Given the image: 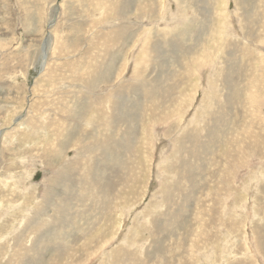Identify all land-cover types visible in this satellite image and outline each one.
I'll list each match as a JSON object with an SVG mask.
<instances>
[{
	"label": "rangeland",
	"instance_id": "1",
	"mask_svg": "<svg viewBox=\"0 0 264 264\" xmlns=\"http://www.w3.org/2000/svg\"><path fill=\"white\" fill-rule=\"evenodd\" d=\"M125 1L0 0V264H264V0Z\"/></svg>",
	"mask_w": 264,
	"mask_h": 264
},
{
	"label": "bare ground",
	"instance_id": "2",
	"mask_svg": "<svg viewBox=\"0 0 264 264\" xmlns=\"http://www.w3.org/2000/svg\"><path fill=\"white\" fill-rule=\"evenodd\" d=\"M113 1V0H112ZM140 2V1H139ZM113 3V2H112ZM118 4V7H116V4H114L115 5V7H114V9L116 10V12H117V14L118 15H120V14H122V12H124L122 9H125L126 8V1L125 0H122V2L120 3V2H118L117 3ZM252 13V12H251ZM152 15V14H151ZM250 26V25H249ZM184 29V28H183ZM176 32V31H175ZM180 33V32H179ZM126 34V32H120L119 33V36H124ZM177 34V33H176ZM171 36H174V35H171ZM182 39H181V38ZM183 39H185V36H182L181 34H178V35H176L175 37H174V40H175V42L177 41L178 43H179V45H180V43L182 42V40ZM171 41H173V40H170V42ZM166 42H168V41H166ZM175 44V43H174ZM181 46V45H180ZM154 48H155V46H153ZM235 48L234 46H232L231 45V48ZM157 48V47H156ZM185 48V47H184ZM188 48H189V46H188ZM158 49V48H157ZM236 49V48H235ZM50 50V49H49ZM187 50H190V49H187ZM183 51V50H182ZM185 52V51H184ZM209 61V60H208ZM207 61V62H208ZM221 62H222V60H221ZM224 63V62H223ZM235 74V73H234ZM238 75V74H237ZM236 75V76H237ZM233 74H227V75H224L223 76V79L222 80H224V82L226 83V85L228 86V87H230V93H228V92H226V93H228L229 94V96H228V98H227V104H232V103H234L235 101H237V99L240 97V95H241V92H240V89H236L237 88V86H234V84L235 85H238V84H236V82L234 83V80H233ZM235 77V76H234ZM239 77V76H238ZM238 77H237V79H238ZM221 78H222V76H221ZM102 78H100L99 80H101ZM239 80V79H238ZM232 81H233V83H232ZM156 82V81H155ZM154 83V82H153ZM238 83V82H237ZM250 84V83H249ZM154 85V84H153ZM152 85V86H153ZM151 86V87H152ZM152 88H154V90H155V87H152ZM240 88V87H239ZM242 88V87H241ZM139 89H137L136 91H138ZM226 90V89H225ZM157 91L160 93L159 95H163V93H169V91L170 90H160V88H157ZM226 91H228V90H226ZM249 92H250V90H249ZM255 93V92H254ZM254 96H255V94H254ZM158 97V96H157ZM227 97V96H226ZM249 97H250V95H249ZM251 100H253V95H251ZM135 105H136V103H135ZM221 105V104H220ZM131 107V106H130ZM133 107V106H132ZM222 107V106H221ZM133 109V108H132ZM132 109H128V108H126V110H125V112H127V117H129L128 116V114H129V111L130 110H132ZM136 110H140V107L138 106V107H136L135 108V111ZM221 110H222V108H221ZM221 117H222V115H221ZM223 118H225V117H223ZM127 119V118H126ZM219 120H221L222 122H223V119L222 118H220V119H217V120H214L213 122H212V124H211V126H210V129H209V135L211 136V137H207L208 138V141L207 142H209V143H212L211 141L213 140L214 142H216V140H217V138H218V135L219 134H221V128H219L220 127V124H221V122L219 121ZM226 120V119H225ZM211 121V120H210ZM224 122H226V121H224ZM223 122V123H224ZM209 123V122H208ZM234 123V122H233ZM32 126V125H31ZM208 126V125H207ZM222 127V126H221ZM31 128V127H30ZM103 128V127H102ZM227 127H225V129H226ZM104 130L105 129H107L106 127L105 128H103ZM136 129V127H133V125L132 126H127V128H126V130H125V132H124V137L121 139V140H119V141H115V139L113 138V136L112 135H109V134H105V136H103V140L101 139V140H99V133H98V135L96 136V137H94L96 140L94 141V143L91 145L94 149H98V151H103V152H105V151H107V153H108V160L110 161V163H114V166H116V165H118L117 164V162H120V159H122L121 157H122V155H120V157L116 154V152H115V150H114V148H117V149H119V150H122V152H124V151H126L127 150V148H128V145L127 144H129L130 142H132V135H133V130H135ZM35 131V130H34ZM97 131V130H96ZM36 132L37 131H35V132H33L32 131V134L34 133L35 135H36ZM93 132H95V131H93ZM98 132V131H97ZM39 133V132H38ZM236 133V132H235ZM135 134V133H134ZM224 134H225V132H224ZM191 136V139L193 140L194 139V135L192 134H186L185 136H183L182 138H180L179 140H178V147H176V149L177 150H181L182 151V153H185L186 152V150H187V147H186V144L184 143V138L185 137H188V136ZM100 136H101V134H100ZM102 137V136H101ZM58 139H61L60 138V136L59 137H57ZM66 138V137H65ZM132 139V140H131ZM206 139V138H205ZM65 141H66V139H65ZM130 141V142H129ZM191 141V140H190ZM205 141V142H206ZM208 144V143H207ZM193 146H195V143H193ZM175 147V146H174ZM257 147H259L258 145H257ZM198 148H200V145L198 146ZM206 149H208V148H206ZM122 152H121V154H122ZM171 156V155H170ZM119 160V161H118ZM207 162V161H206ZM101 163L103 164V165H106L107 163H109L108 161H101L99 164H98V166H97V168H96V172L94 173V165H93V169H91L90 170V172H91V174L94 176V180L99 184V186H100V189H101V193H104V192H109L108 191V189L106 188L107 187V185L105 186L104 184L102 185V183L100 182L101 180H103V178L102 177H104V175L105 174H103V171H104V169L101 171V169L100 168H98L99 167V165H101ZM207 164V163H206ZM120 165H123L122 164V162H121V164ZM102 168H104V167H102ZM184 171H186V170H184ZM189 171H192V170H190L189 169ZM183 171H181V173H182ZM101 175H102V177H101ZM191 179H194V173H193V171H192V175H191ZM194 183V182H193ZM106 188V189H105ZM149 209V208H148ZM245 209V208H244ZM87 218V217H86ZM179 218V216L178 215H174V214H170L169 216H168V218L165 220V223H167L168 225H171L172 224V221L174 220V219H178ZM155 224V223H154ZM90 226V225H89ZM135 229H137V228H135ZM123 235V234H122ZM122 241V240H121ZM135 241V240H134ZM133 241V242H134ZM130 244V243H129ZM128 246V245H127ZM126 247V246H125ZM104 252V251H103ZM122 251H120L119 253H116V254H113L115 257L118 255V254H120ZM128 254V253H127ZM127 254H125V258H124V263L125 264H128V262L130 261L127 257H128V255ZM106 256V255H105ZM109 257V256H108ZM110 257H111V255H110ZM108 263V262H107ZM106 263V264H107Z\"/></svg>",
	"mask_w": 264,
	"mask_h": 264
}]
</instances>
